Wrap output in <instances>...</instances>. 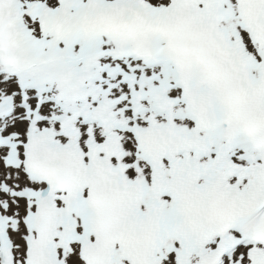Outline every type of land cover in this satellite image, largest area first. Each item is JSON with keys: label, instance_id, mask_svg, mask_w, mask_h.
I'll return each mask as SVG.
<instances>
[{"label": "snow or ice", "instance_id": "obj_1", "mask_svg": "<svg viewBox=\"0 0 264 264\" xmlns=\"http://www.w3.org/2000/svg\"><path fill=\"white\" fill-rule=\"evenodd\" d=\"M0 264H264V0H0Z\"/></svg>", "mask_w": 264, "mask_h": 264}]
</instances>
